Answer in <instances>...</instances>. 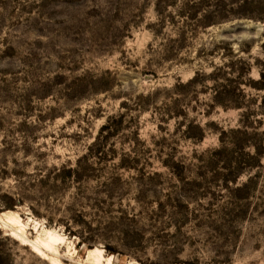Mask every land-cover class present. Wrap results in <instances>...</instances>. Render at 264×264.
Here are the masks:
<instances>
[{"label": "rangeland", "instance_id": "rangeland-1", "mask_svg": "<svg viewBox=\"0 0 264 264\" xmlns=\"http://www.w3.org/2000/svg\"><path fill=\"white\" fill-rule=\"evenodd\" d=\"M0 218V264L47 229L63 264H264V0H0Z\"/></svg>", "mask_w": 264, "mask_h": 264}, {"label": "bare ground", "instance_id": "bare-ground-1", "mask_svg": "<svg viewBox=\"0 0 264 264\" xmlns=\"http://www.w3.org/2000/svg\"><path fill=\"white\" fill-rule=\"evenodd\" d=\"M2 219L5 224H9L12 227L13 234H21L25 236V229L22 223L21 217L14 210H4L1 213ZM1 219V218H0ZM28 244L31 248L41 254L50 264H63L56 256L58 246L62 243V238L54 230L47 229L43 236L37 237L35 240L28 239ZM87 263L90 264H111V257H104L103 250L98 247L90 248L86 254Z\"/></svg>", "mask_w": 264, "mask_h": 264}, {"label": "trees", "instance_id": "trees-1", "mask_svg": "<svg viewBox=\"0 0 264 264\" xmlns=\"http://www.w3.org/2000/svg\"><path fill=\"white\" fill-rule=\"evenodd\" d=\"M178 84H180V85H184L185 83H178Z\"/></svg>", "mask_w": 264, "mask_h": 264}]
</instances>
